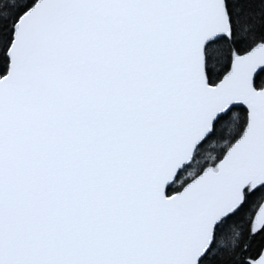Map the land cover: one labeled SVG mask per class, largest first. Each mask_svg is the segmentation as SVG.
<instances>
[{"label":"snow or ice","instance_id":"snow-or-ice-1","mask_svg":"<svg viewBox=\"0 0 264 264\" xmlns=\"http://www.w3.org/2000/svg\"><path fill=\"white\" fill-rule=\"evenodd\" d=\"M0 264H264V0H0Z\"/></svg>","mask_w":264,"mask_h":264}]
</instances>
